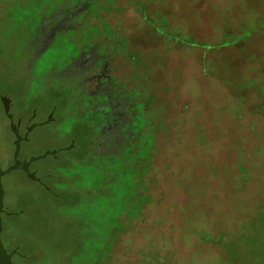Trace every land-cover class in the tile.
Masks as SVG:
<instances>
[{"label": "rangeland", "instance_id": "374dc122", "mask_svg": "<svg viewBox=\"0 0 264 264\" xmlns=\"http://www.w3.org/2000/svg\"><path fill=\"white\" fill-rule=\"evenodd\" d=\"M75 1L0 0V93L13 119L30 114L28 102L40 103L39 119L57 105L19 159L61 149L30 170L56 191L97 186L71 207L19 170L4 176L1 239L13 264H264V0H93L34 60L37 9ZM90 48L95 65L108 62L127 118L100 158L85 130L95 125L45 95L64 86L41 79ZM74 139L78 150H65ZM14 141L0 105L1 168ZM107 164L105 185L97 167Z\"/></svg>", "mask_w": 264, "mask_h": 264}, {"label": "flooded vegetation", "instance_id": "af4514ba", "mask_svg": "<svg viewBox=\"0 0 264 264\" xmlns=\"http://www.w3.org/2000/svg\"><path fill=\"white\" fill-rule=\"evenodd\" d=\"M92 1L93 0H84L82 2L76 1L72 5V9H59L54 12V14L49 13L48 15L41 18L42 22L38 25V33L35 34L32 41L33 49L35 50L32 58L34 60L40 58L42 53L55 39L57 33L73 30L74 26L72 23H74V19L86 14ZM94 59H96V56L93 54L91 48L89 50L84 49L82 52H78L76 56L72 57L69 62L59 71L53 72L54 67L50 65L48 70H46V72L41 76L42 81H48L54 78L56 83L64 86V92L67 93L69 92L68 87L71 86L74 81H76V85H78V98L76 99V105L78 104V106H80V118H87L86 123L92 122L98 131V135H95L96 137L93 139L96 143V149H94L95 153L92 154L93 158L94 156L99 157L114 151L113 147L115 144L121 142L122 139L120 124L127 122L123 101L117 96L113 95L110 90L109 85L112 77L109 74L110 69L108 68V62L105 61V58H100L98 64L95 65V61H93ZM64 92H62V90L49 91L48 89L45 91V95L55 94L61 96L62 98L64 97L67 102L70 101V99L67 98V93L63 95ZM1 97H6L9 99V114H11L10 112L13 107V100H11L7 94L0 93V105L4 116L5 114L3 111ZM25 107H31L30 114L25 118L22 115H19L17 119H13L14 125L17 126V131L21 127L24 129V134L22 136L20 135V137L25 139L21 142L28 140V136L34 128L45 124L54 123L56 120V103L53 105L49 101L45 104V109L48 110V112L45 118L42 119L37 118L38 111L40 109V103L35 101L28 102L25 104ZM88 110L90 112H87ZM89 114H91V116ZM6 119L10 123L7 117ZM74 143L75 139L73 141V144ZM71 150H78V147L73 146ZM59 151H61V149H59L58 152ZM58 152H56V154ZM19 160L29 161L28 158H22ZM12 164L13 157L10 165ZM30 165L28 167L29 172L33 173L35 178L39 180H35L33 182L37 183L40 190L45 194H48L50 197L59 198L62 203H65L69 206L79 205V202L82 199H84L85 203L92 201L91 199L93 192L96 191L97 186L86 187L79 184L73 186L64 184L61 190L56 191L53 190L48 185V183L44 182L43 177L38 176L36 172L30 170ZM62 165L67 166L71 165V163L63 162ZM9 166L2 169H6ZM19 171L26 176L22 170ZM43 175L44 177H50L48 173H44ZM106 181H109V179H106L105 182ZM3 209L4 213L1 214V218L2 215L8 214L5 211L4 205ZM2 243L5 248V243ZM7 252H14L15 254L16 250L15 248L11 250L7 249Z\"/></svg>", "mask_w": 264, "mask_h": 264}, {"label": "water", "instance_id": "95a60500", "mask_svg": "<svg viewBox=\"0 0 264 264\" xmlns=\"http://www.w3.org/2000/svg\"><path fill=\"white\" fill-rule=\"evenodd\" d=\"M1 102L3 105L4 114L10 121V128H11V131L13 132V134L15 136V141H14V151H13V164L10 165L6 169H2L0 167V264H13L12 256H13L14 252L8 253L7 250L4 248V245H3L2 240H1V232H2L1 214L4 213V209H3L4 190H3L1 180L4 176L9 175L13 171L22 170L26 174V177L29 180L39 181L38 179L35 178V175L33 173L29 172V170H28L29 165L32 162L38 161L39 159H44L47 156H53L54 157L56 155V151L46 152L42 156L31 158L29 161H26V160L20 161L18 159L20 148H21L20 143L25 138L20 137V135L17 131V126L14 125V123H13L12 115L9 114V99L6 97H1ZM72 147H73V142L71 143V146L65 150H71ZM7 215H9V214H7Z\"/></svg>", "mask_w": 264, "mask_h": 264}, {"label": "trees", "instance_id": "16d2710c", "mask_svg": "<svg viewBox=\"0 0 264 264\" xmlns=\"http://www.w3.org/2000/svg\"><path fill=\"white\" fill-rule=\"evenodd\" d=\"M78 1V0H77ZM82 1H84V0H82ZM81 1V2H82ZM76 2V1H75ZM80 2V1H79ZM45 6H43V8H44ZM43 8L42 9H37V11H36V13H35V15H34V19H36L37 21H38V23L37 24H30L29 25V29H30V31H31V33H33V38H34V36H35V34L36 33H38V25L42 22V19L41 18H43L44 16H46V15H48L49 13H51V14H54V12H56L57 10H59V9H63V8H53L52 9V11H50L48 14L46 13L47 12V10H43ZM47 8V7H46ZM67 8V7H66ZM33 43V42H32ZM29 48H32L33 49V44H31L30 45V47ZM34 50V49H33ZM34 55V54H33ZM32 55V56H33ZM72 58V57H71ZM47 70H48V68H47ZM60 70V69H59ZM59 70H57V69H55V67H54V70H53V72H57V71H59ZM68 93H67V98L68 99H70V101H68L69 102V107L72 109V111H73V113H74V115L77 117V118H80V115H81V110H80V106H78V104L76 105V99L78 98V85H76V81H74L73 83H72V85L71 86H69L68 87ZM89 109V108H88ZM87 112H90L89 110L87 111ZM90 116H91V114H89ZM91 127H89V128H86L85 130H86V132H96V135H98V131L95 129V127H93L92 125H90ZM94 149H96V143L94 142V140H93V146H92V154H94L95 153V150ZM72 151H76V150H72ZM112 152H110V153H107V154H105V155H102V156H99V158L100 157H104V156H107V155H109V154H111ZM108 160H110V158L108 157L107 158ZM97 168H99L98 170H100V171H102L101 172V174H102V177L104 176V179L106 180L107 178H109V175H108V173H106V171L108 172L109 171V168H110V164H107V165H104V166H98ZM107 178H106V177ZM109 183V181H104V184L106 185V184H108ZM78 205H76V206H74V207H77ZM72 207V206H71Z\"/></svg>", "mask_w": 264, "mask_h": 264}]
</instances>
